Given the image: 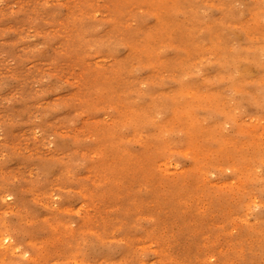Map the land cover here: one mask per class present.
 <instances>
[{
  "label": "rangeland",
  "instance_id": "374dc122",
  "mask_svg": "<svg viewBox=\"0 0 264 264\" xmlns=\"http://www.w3.org/2000/svg\"><path fill=\"white\" fill-rule=\"evenodd\" d=\"M0 264H264V0H0Z\"/></svg>",
  "mask_w": 264,
  "mask_h": 264
},
{
  "label": "bare ground",
  "instance_id": "6f19581e",
  "mask_svg": "<svg viewBox=\"0 0 264 264\" xmlns=\"http://www.w3.org/2000/svg\"><path fill=\"white\" fill-rule=\"evenodd\" d=\"M190 143V142H189Z\"/></svg>",
  "mask_w": 264,
  "mask_h": 264
}]
</instances>
